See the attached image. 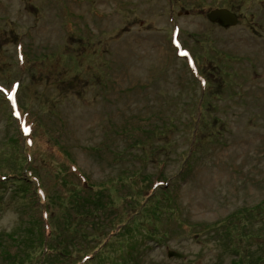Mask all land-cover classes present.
Masks as SVG:
<instances>
[{
	"label": "rangeland",
	"instance_id": "1",
	"mask_svg": "<svg viewBox=\"0 0 264 264\" xmlns=\"http://www.w3.org/2000/svg\"><path fill=\"white\" fill-rule=\"evenodd\" d=\"M260 204L264 0H0V264H39L40 229L69 253L44 264H255L264 213L214 226Z\"/></svg>",
	"mask_w": 264,
	"mask_h": 264
},
{
	"label": "trees",
	"instance_id": "2",
	"mask_svg": "<svg viewBox=\"0 0 264 264\" xmlns=\"http://www.w3.org/2000/svg\"><path fill=\"white\" fill-rule=\"evenodd\" d=\"M204 101V99L201 98V103L198 109L201 110L202 108V102ZM198 111V110H197ZM193 120V129H192V145L190 146L188 152L185 154V159L186 161H189L195 153H197L198 150V143H200L201 141L204 140H212L215 142H218V134L219 133H214L210 127L206 126L207 124H209L211 122V120L204 115L202 112L200 113L199 116H194L192 117ZM218 119V118H217ZM172 124H174V122H172ZM150 131L145 132V136L143 138H149L151 136ZM17 143V142H16ZM197 143V144H196ZM145 143H139V145H142L143 147H139L140 149L143 150V152L145 151L144 147H146V145H144ZM32 145V143H31ZM166 149L165 146L161 147V150ZM17 153V158L13 157L12 160L14 162V164H16L18 166V169L16 170V173L12 176L14 178V180H17V182H20L21 180V176L23 175V171L24 172H29L32 168H30L29 163L31 161L27 160V157H25L23 155V152L20 150H16ZM158 163L162 164V160H157ZM149 179V177H147ZM152 187H151V193L153 194H149L147 196V198H145V202L143 204H140V210L141 211H145L146 205L149 204L151 201L154 202L153 204H157V200L159 199L158 194H161V198H163L164 201L169 200L170 199V190L165 189L162 191V189L160 188L158 191H152ZM136 195L141 196L140 193H136ZM91 202H93L91 200ZM159 203V202H158ZM76 204V203H75ZM261 208H263V211H261ZM100 208H98V212H100ZM263 214L264 213V204H260V205H254L251 207H242L240 209H237L236 211L230 213L229 215L225 216L223 219H220L218 223L215 224L214 228L216 227V231L224 229V228H228L229 225H232L234 222H241L243 220H245V218L252 216L253 214ZM133 218L129 220V223L131 222V220H133L134 218H136L137 216H132ZM50 219V217H49ZM48 222V221H47ZM127 223V224H129ZM48 225L50 227V223L48 222ZM125 226V224H124ZM251 235V234H249ZM262 235L264 236V230L262 232ZM261 235V236H262ZM252 236V235H251ZM260 236V237H261ZM15 240V239H13ZM40 251H38V254L40 255H36L34 260L39 256V260L38 263L39 264H44L46 261V259H48V256L50 255H43L45 252L47 253H54V254H62V256H68L69 253L64 251L63 249L60 248H55L51 245V243L49 241H46L44 239V233H43V229H40ZM66 253V255H65ZM241 253L236 251V255H238V259L241 258ZM261 256H259L256 260L255 264H264V253L260 254ZM33 261V260H32ZM252 263V262H251ZM253 264V263H252Z\"/></svg>",
	"mask_w": 264,
	"mask_h": 264
},
{
	"label": "water",
	"instance_id": "3",
	"mask_svg": "<svg viewBox=\"0 0 264 264\" xmlns=\"http://www.w3.org/2000/svg\"><path fill=\"white\" fill-rule=\"evenodd\" d=\"M208 19L211 22H218L222 27H231L236 24L235 15L227 9H215L208 13ZM181 257L180 253L168 251V257Z\"/></svg>",
	"mask_w": 264,
	"mask_h": 264
},
{
	"label": "flooded vegetation",
	"instance_id": "4",
	"mask_svg": "<svg viewBox=\"0 0 264 264\" xmlns=\"http://www.w3.org/2000/svg\"><path fill=\"white\" fill-rule=\"evenodd\" d=\"M206 9H208V11H207V13H206V15L208 14V12L210 11V10H212V9H217V8H227L228 10H230V11H232L233 13H235V15L237 16V22L239 21V20H241L240 19V16H239V13L238 12H236L235 10H233L232 8H230V7H224V6H210V7H205ZM240 8V7H239ZM200 11L201 12H203V9H200ZM185 13H187V12H185ZM177 14L179 15L180 14V12H177ZM213 23V25H215V26H217V27H219V28H221V29H224V27H222L219 23H217V22H212ZM198 34V33H197Z\"/></svg>",
	"mask_w": 264,
	"mask_h": 264
}]
</instances>
